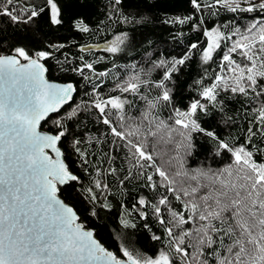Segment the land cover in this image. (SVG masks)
<instances>
[{"label":"snow or ice","instance_id":"1","mask_svg":"<svg viewBox=\"0 0 264 264\" xmlns=\"http://www.w3.org/2000/svg\"><path fill=\"white\" fill-rule=\"evenodd\" d=\"M190 3L213 16L221 9L257 15L243 26L237 17L208 26L201 15L194 27L202 29L206 45L191 43L178 57L149 54L143 64L123 66L112 59L111 67L97 71L99 60L80 56L74 64L76 58L65 55L57 63L72 65L61 70L78 75L84 82L78 86L50 82L45 62L67 47L60 42L66 37L56 35L61 29L93 31L84 11H72L90 0H0V17L24 26L12 38L0 35V264H264V0ZM106 9L108 20L150 22L125 15L122 0H107ZM133 39L122 31L104 51L117 57ZM222 46L226 51L209 75ZM193 50L207 67L191 85L196 95L180 106L179 76ZM105 77L113 79L107 93ZM230 102L239 104L246 121L237 135L205 127L204 118L214 114L235 126ZM65 105L69 110L60 115ZM52 114V130H39ZM90 123L97 127L90 130ZM197 136L205 143L198 145ZM66 139L76 157L71 164L88 176V185L68 162ZM97 144L107 148L101 155L89 151ZM201 148L204 159L190 166ZM129 185L136 195L131 207L120 201L119 223L135 229V217L144 221L150 240L160 245L152 255L123 244L117 255L85 225L112 210L114 188L129 195ZM58 186L67 200H82L88 215L82 218L62 199Z\"/></svg>","mask_w":264,"mask_h":264},{"label":"trees","instance_id":"2","mask_svg":"<svg viewBox=\"0 0 264 264\" xmlns=\"http://www.w3.org/2000/svg\"><path fill=\"white\" fill-rule=\"evenodd\" d=\"M107 0H90V4L87 8L80 9L79 7L73 6L72 11H84L87 15V22L93 29L91 33H79L69 32L66 29H61L60 32L56 33L59 37H66L65 40H61L67 45L62 52L56 53V59H49L45 62L48 68L47 76L50 80L57 81L60 83L72 82L78 86L84 83L81 78L73 73L72 71H63L61 68H70L72 65L64 63L63 65L58 64L57 60L64 61L65 55L68 59H73V63H77L80 56H83L85 60L91 62L99 60V63L95 64L97 71H104L106 66L111 67V60L115 59V62L121 66L130 62H137L143 64L144 59L149 54L156 56L157 53L161 54V58L180 56L186 50L189 44L199 43L200 48L206 45V38L202 34L201 28L194 27L195 24L199 23L201 15L205 19L208 26L214 24H224L227 21L237 17V23L243 26L246 24L256 13H239L233 14L220 10L218 16L211 15L208 11L203 13H197L191 6L190 0H122V10L125 15L129 17L147 16L150 18V22L147 24H136L116 22L115 20H108L105 15ZM192 16L193 19L184 24L179 23H164L165 20L171 21L177 17ZM99 25V27H97ZM36 28L37 26H32ZM23 25H16L11 23L7 17H0V35L8 36L9 38L14 37L18 31H23ZM122 31L131 33L134 37L133 41L125 49L124 53H121L117 57H111V54L101 51H88L81 52L79 47L81 45H95V44H106V42L114 39L115 35ZM44 32H48L47 28H44ZM38 36L42 33H37ZM51 39V34L49 35ZM10 42V41H9ZM226 49L222 48L217 50L214 54L215 63H211L209 75L211 72L216 70L217 64L219 63L220 57L224 54ZM194 54L186 66L182 68L179 76V85L177 87L176 98L180 106H184L188 99L196 93L193 91L191 85L197 79H200L204 72V68L207 66L202 65L200 61L199 51L193 50ZM105 59H101V58ZM105 87L102 89L103 92L107 93L113 86L112 77H105ZM208 81L205 80V83ZM83 96V90H80V95L75 96L77 102ZM229 115L236 116V125L228 127L220 121V115L214 114L211 117H205V127H212L218 131L222 136H226L231 133L233 136L237 135L240 128L246 123L243 114L236 111L239 109V104L235 102L229 103ZM69 110V106L66 105L61 109L60 115H63ZM56 114L51 115V118L47 122L42 123V129L45 131L52 130L51 120L55 119ZM83 119V117H81ZM73 122H69L70 126ZM97 127L94 124H89L88 128L94 130ZM103 130V126H99ZM69 140L63 142L66 155L70 156L69 163L75 160L74 155H70L67 145ZM196 143L198 145L204 144L205 139L203 137H196ZM107 148L103 144H97L95 147H90L89 151H95L98 155H101L102 151H106ZM102 158V156H101ZM204 159V149L201 148L198 155L190 158V166L195 167L200 161ZM77 174L81 176L85 185H88L89 178L82 171L76 168L75 164H71ZM89 171H92L89 169ZM111 180V178H109ZM79 190V185L76 186ZM70 191V190H69ZM129 195H122L116 192L114 188V196L110 197L113 208L110 212L101 211L98 217H89L85 220V225L88 228L94 230L96 237L103 243L109 250L116 252L120 255L119 248L121 245L127 246L130 250H135L146 255H152L160 247L157 242L150 240V233L144 229V221L139 220L135 217L137 227L135 229H124L119 223L120 220V201L122 200L125 204L131 207L134 196L136 195L132 185H129ZM60 195L62 199H66V202L71 203L78 213L83 218L88 215L84 209L86 204L82 200L70 201L67 200V194L65 193L64 186L60 188ZM151 219V218H150ZM153 230H156V226L153 224Z\"/></svg>","mask_w":264,"mask_h":264},{"label":"water","instance_id":"3","mask_svg":"<svg viewBox=\"0 0 264 264\" xmlns=\"http://www.w3.org/2000/svg\"><path fill=\"white\" fill-rule=\"evenodd\" d=\"M87 46H90L89 47V50L88 51H101V50H104V47H105V44H95V45H87ZM88 51H85V52H88ZM48 72V71H47ZM46 78L50 81V82H53V83H60V82H57V81H53V80H50L47 76V73L45 74ZM60 84H63V83H60ZM66 106V105H65ZM64 106V107H65ZM53 115V114H52ZM45 122V121H41V125H40V129L41 131H45L42 129V123ZM47 132V131H45ZM58 187H63V186H58ZM95 233V232H94ZM97 238V237H96ZM98 239V238H97ZM99 240V239H98Z\"/></svg>","mask_w":264,"mask_h":264}]
</instances>
